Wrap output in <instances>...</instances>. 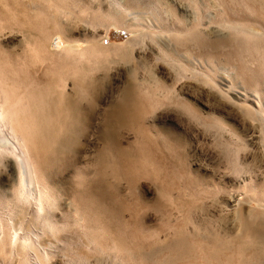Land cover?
<instances>
[{
  "label": "rangeland",
  "instance_id": "obj_1",
  "mask_svg": "<svg viewBox=\"0 0 264 264\" xmlns=\"http://www.w3.org/2000/svg\"><path fill=\"white\" fill-rule=\"evenodd\" d=\"M78 1L79 3L71 9V13H73L72 15H69V8L68 10L65 9L68 14L65 12L60 18L62 29H65L66 34H68L66 36L69 40H78L76 42L77 46L75 45V48L78 50H81L86 45L92 43L99 44L101 47H105L106 50L114 44H122L121 49L119 50H124L127 46V44H123L124 41L130 37H134L136 34L138 35L137 32L130 31L132 29L130 26L128 27V24L137 16L140 17V21L144 19L142 22H147L149 24L153 23V25H151L153 29L152 27H149L150 29L146 28L148 29L147 36L145 35V30H142L146 37H143V35L139 33V35L142 36H139L141 37V39H139L140 41H138L139 44L134 47L132 46L133 49H131V52L134 50L132 52V57L123 59L116 54L118 53V50L111 51V53L109 52L110 63H108L109 60H101L102 62H97L99 64V67L97 66L98 69L96 70V67V71H93L94 73L90 72V76L94 78L101 77L103 79L99 80L100 83L97 82V90L99 91H97L98 93L96 96L84 102L88 106L89 113H91L88 116V124L79 130L76 142L71 147L72 151L66 153L67 156L66 154H63L62 160H59L60 162L57 161L54 164L53 169L56 171L55 174L57 173L56 175H58L54 182L55 190L58 192H55L60 197H58L59 204L58 209L55 211L54 218H56L55 221L59 222H56L57 225L59 224L61 226H57V228L60 229V233L57 230L54 233L63 240H58L59 243L55 242V238L52 236L53 234L46 230L47 233L42 232L43 242H38L41 248L42 246L44 247L41 249L36 243L37 247H35V254L42 253L45 248L49 249L48 244L53 242L52 247L49 249V256H51L48 259L51 260V262H48L49 264H78L77 257H81L82 255L86 257V260L80 264H156L151 260L144 259L143 261L141 257L138 258L132 254V245L130 241V244L128 243L129 249L127 247V252L124 251V261L119 254L115 253L112 255L113 251H109L107 254L103 253V255L101 254L100 256L99 254L93 253V246L90 249L85 247V234L87 235L89 232L88 227H91V225H88L89 222L86 214H83V212L80 213L81 210L77 209L78 202L75 200V193L86 190L88 191L89 183L87 184V182L97 179L93 163L97 157L98 151L104 145V141L99 135L104 111L107 110L109 103L116 99V90L125 84L129 74L128 71L133 67L138 69V75L140 74V77L144 76L146 79H151L149 75L151 72H155L154 75L159 76L165 86L172 88L173 93H177L179 97L182 96V99L186 101L188 106V109H186L185 106H182L175 101L176 99L172 96V93H168L167 95L165 93V95L162 96L163 99L160 98L157 104L147 105L149 107L147 108L145 117L140 122L142 131L144 130V133H141L143 136L140 133L139 136L134 135L131 130L121 128L120 137L123 141V145H131L137 155H134L137 159V169L135 170L134 177L136 178V190L134 189V191L132 190L131 192L125 180H117L113 177H111L113 180H110L113 181V183L116 182L119 184L121 193L126 196L128 195L129 203L136 200V212H134V214L136 216L139 214L138 217L141 216L142 233L145 232L143 234L147 236L148 242L155 240L158 244H165L168 240L174 237V228L177 227V225L183 224L186 217H190L191 221H194V219L196 222L201 221L200 223H202L203 219V222L207 221L209 226L213 224L211 226L212 228L214 227L215 229L218 227L220 229H216L218 231H222L224 227L233 228V225H235L234 218L236 216L234 213H236L238 207L236 206L237 208H235L233 206L234 208L230 207L225 209L223 203L221 204L220 201L226 198V190L231 189L237 192H250L249 185L251 182L257 187H262L264 185V46L258 51V53L251 54L248 51H243L241 56H230V48L235 43L236 37L240 36L238 33L239 31L235 33L236 30L234 28V33H232L230 30L232 29L230 24L233 21L232 24H235L236 22L238 24L242 23L245 26L242 27L246 28L249 26L247 28L252 30L253 33L257 35L263 34L264 36V0H111L115 2V4H111L110 0H101L102 2L100 0H94L93 2L90 0H77V2ZM20 7L21 6H19V8L14 6L13 10L16 8L18 12L12 10L15 17H11V19H13L10 21V23L14 22L15 24V22L19 20L20 26L18 24L11 26V24L8 28L6 27L10 23L7 25L5 22L6 19H10L6 17L7 14L4 15L7 10L5 9V11L3 7H0L2 11L4 10V16H0V64L2 63V60L8 64V60L10 59V64L12 63L13 65L15 63L14 66L17 65L16 67H18L23 59L22 64L24 67L26 66V70L20 65V68L23 67L22 71L19 70L20 73H24L26 76H30L31 74L33 80L39 83V86L40 84L43 86L44 84L46 85L47 82L50 83L49 80L52 79L53 81V78H55L54 76L57 77V75H54L53 71L55 68L58 69V67L61 66V63H63L61 57H59L61 58L59 61L60 63L57 62L59 60L57 56L56 58H52L54 59L52 62L49 55L52 52L58 55L59 53H64L63 48L67 45L66 42H68V40L67 37L65 39L62 33L54 31L46 42L45 47H41L37 44L35 45V51L37 53L32 51V45L30 43L33 37L31 36L32 38H27L19 28L25 24L24 21H26L27 18H25L26 15L23 13L28 11L30 7L24 6L25 8L23 9ZM99 8H102L105 11L112 10L114 12L115 10L118 12L119 16H122V18L119 16L111 19L96 18L94 17V13L97 10L99 11ZM2 11H0V13ZM48 11L49 10H47V13L50 14L51 11H49L50 13ZM177 18L179 19V22L176 23ZM180 19L184 22H181ZM125 21L126 23L130 22L126 24ZM159 24H163L164 27L170 29V34L165 33L163 36L169 40L174 47L179 58L178 60L180 62L181 60L184 62L186 61L185 63L187 64L186 66H188V69L191 67L193 71L192 73V71L190 72L191 69L188 70L187 72L189 73H187L186 78H182L179 81L176 80L175 70H173V68L171 69V66L161 57L159 46H157V40L155 42L154 35L151 36L150 34L152 31L157 30V25ZM91 25L93 26L91 27ZM172 25L173 28L176 26L186 30L199 28L198 33L201 37L198 38V35V37H190L192 40L195 38V42L188 40V42H186L188 45L183 48L179 43L174 42L175 40H173L172 33H174L175 30L172 29ZM67 27L68 30L66 29ZM17 28L20 31L16 30ZM230 33L232 34L230 35ZM148 34L150 35L148 36ZM197 40L199 42H197ZM217 43L219 44L217 45ZM128 48L130 49L131 45L128 46ZM38 54L41 55L43 59L38 57L37 59L39 60H36L35 57L34 60V56ZM45 55H48L47 60L45 59L47 58ZM69 59L70 58H67V61H69ZM48 60H51V62ZM86 61L87 59H84L82 65L85 66ZM242 63H244L247 68H245L246 76L243 75L245 72L243 73L240 70ZM68 67L69 65L67 68ZM258 71H261V75L257 76L255 79L249 78L248 74ZM197 72H200L204 76L202 81L196 76ZM77 75L75 74L70 78L68 77L65 87L63 86V88H59L61 90L64 89L67 93L73 94V91L75 90V87L73 89L76 80L75 78H78L81 74L79 76ZM207 78L216 82L213 81V85H209V82L212 80H207ZM223 80L226 83H224ZM227 85H232L234 92H239V95L237 96L238 98L233 97V95L228 92L229 89ZM252 89L254 94L256 93L255 90H257L261 93L258 92L257 94H260L261 96H254ZM240 95L242 96L239 97ZM151 105L153 106L151 107ZM247 105L252 111V114L246 113ZM140 148L143 150H140ZM136 150L140 158L138 157ZM7 158L9 161H7ZM4 160H6L7 163ZM4 160H2L4 165H0V228L2 227L5 229L2 231L3 229L1 228L0 230V232L2 231V234L0 233V245L2 244V238L7 231L5 217L7 218L9 215L12 216V220L15 218L13 222L17 228L20 225L19 222L22 223V226L20 225L18 230L16 228V231L20 235H23V233L27 234L28 229H40L39 232H41L42 229L41 225L34 220V213L29 205L21 204L22 207L24 206L25 210V218L23 219L21 214L23 215L24 212L21 211V205L19 203V205H13L14 201L12 204L11 202L5 201V199L12 198L11 191H14L17 182V173L13 157L8 156ZM8 163L9 166L6 165ZM170 168L173 169L172 172ZM243 183L248 184L245 185ZM208 185L213 188H210L212 190L210 193L206 191V189H209L207 188ZM222 185L224 187L226 186V188H223ZM202 186L205 189L202 188ZM56 187H58V189ZM172 187L175 188L173 189ZM160 188L161 190H159ZM219 188L224 189L222 190L223 192L220 191ZM180 189L182 190V193ZM199 189L200 191L204 189L203 194L200 195V197L202 195L203 197L201 199L198 197V200H195L194 202L191 201V198L193 199V197L188 196L189 192L194 190L198 191ZM159 192L163 195L161 196ZM214 193L216 194V196L213 195L214 197L208 195ZM178 194L181 195L179 196ZM185 196L188 200L190 199L191 202L187 201ZM205 196L209 197L204 198ZM175 197H177V199ZM178 197L179 200L181 199L180 201L178 200ZM174 199H176L175 201H178L175 202L173 201ZM183 202L186 203L187 206ZM157 204L158 207L162 205L164 208H158ZM164 204H167L168 206H164ZM179 205H185L184 208L187 207L186 209H188L187 211H189V213ZM196 205H199V207ZM243 206L246 212L249 208L251 209L253 207L252 209H254L255 207L257 209L258 207L255 202ZM9 207H13L14 209L12 208V210H9ZM15 208H18L19 210H16ZM75 209L84 216L82 218H80L81 216H77V219L75 215H78V213ZM14 212L17 214L15 213V215ZM168 213L169 218L167 215ZM124 216V219L128 221V223L129 221L130 223L133 222V214L130 216L129 212H126ZM85 221H87L86 228H84L86 225L82 226L86 223ZM190 226L192 227L191 224ZM191 227L190 229H192ZM21 228L24 231L23 233L20 231ZM225 228L223 230H225ZM5 246H7V244L3 246L2 251L0 250V264H22L21 254L15 252L14 249H10L11 247L9 246L5 249ZM33 249H31L32 252L29 250L28 260H31L30 263L33 262L32 264H40V262H37L40 259L36 260L37 257L35 258L36 255L34 256L33 254L35 251ZM15 253H18L17 255L19 256H16ZM112 257H115V259L117 257L118 260H115ZM119 257L121 259H119Z\"/></svg>",
  "mask_w": 264,
  "mask_h": 264
},
{
  "label": "bare ground",
  "instance_id": "obj_2",
  "mask_svg": "<svg viewBox=\"0 0 264 264\" xmlns=\"http://www.w3.org/2000/svg\"><path fill=\"white\" fill-rule=\"evenodd\" d=\"M90 1L93 2L94 0H90ZM78 3L79 1L77 2V0H0V7H3L4 10L5 9L7 10V11L5 10L7 13L6 12L4 13V10L2 11V9H0V11H2L0 13V16L3 15V13L4 15L7 14L6 17L10 20H7L5 17L6 19L5 24L8 25L10 21L15 17V14L12 13L14 6L18 8L19 6H21L20 7L21 9L25 8L24 6H28L30 7L29 8L30 10L33 9L31 10V12L28 9V11H25V13H23L24 15H26L25 18H27V20L24 18L26 20L24 21L25 24L24 25H22L23 23L21 24L23 27L22 26L19 27L20 21L17 20L15 24L14 22H12L6 28H8L11 24H12L11 26L18 24L19 26L17 27H19L20 30H22L21 32H23V34L27 38L33 37L30 43L32 46L31 45L30 46L32 48V51H35L36 50L35 45L37 44L40 45L41 47H45L46 42L48 41L49 37L54 31L62 33L66 39L67 37L66 35L68 34H66L64 28L62 29V26H61L62 23L60 21L61 20L60 18L65 12L68 14L67 10L69 8L70 9L68 11L71 13L72 12L71 9L74 8L75 5ZM110 3L115 4V2L111 0H110ZM99 9H100L99 11L97 10L95 11V13L93 12L94 17L96 18L111 19V18H117V16H119L118 12H116L115 10L113 12L112 10L105 11L102 8H99ZM47 10L51 11V13L48 11L50 13L48 14ZM16 11L18 12V10ZM26 13H29V14H26ZM70 13L69 15L73 14V13L71 14ZM11 17L13 18L11 19ZM119 17L122 18V16H119ZM137 17L133 18V21L131 22L129 21L130 23L129 22L126 23L125 21L126 24L128 23L130 24V25L128 24V27L130 26V28H132L130 31H134L135 33L137 32L138 35L136 34L135 36L137 37L135 36L130 37L126 41H124L123 44H127V46L126 48L122 47L124 48V50L122 49L121 51L119 49H121L122 44H114L110 48L107 46L109 48L107 49L108 50L107 51L105 47H101L99 44H96V43L86 45L83 49L78 50L75 48L76 42L78 40L72 41V40H69V38L67 37L68 42H66L67 45L63 48L64 53H59V55L54 52H52L51 54L49 53L50 59H52L53 57L56 58L57 56L58 58L61 57L64 61L61 58H59L57 62L60 63L59 61L61 59L63 63H61V66H59L58 69L55 68L53 71L54 75H57V77L54 76L55 78H53V81L52 79L49 80L50 83L47 82L46 85L44 84L43 86H41L40 84L39 86L38 85L39 83L33 80V77H31V74L30 76L29 75L26 76V74L20 73V71H22V68L24 67L22 64L23 59L22 60L20 59L21 64L19 63V66H18L19 68L16 67L17 65L14 66L15 64L14 62H13L14 63L13 65L12 63L10 64V61H9L10 59L8 60L9 63L7 62L8 64H6L3 60H2V63L0 64V165L2 164L4 165V162L2 163V160H4L8 156L10 157L12 156L14 163L16 165V173H17L16 174L17 182L14 187V191L12 190L13 191L12 192L10 190L12 193V198L5 199V201L11 202V204L14 201L13 205L14 204L15 205H19V204L29 205L33 210L34 218H35L34 220L42 227L41 232H39L40 229L39 230H36V229L29 230L28 229L27 234H24L23 233L24 231L21 228L20 231H22L23 235H20L16 231L17 227L15 226V223L13 222L15 218L12 220L11 215H9L7 218L5 217V222H6L5 224L7 227L6 229L7 231L5 230L6 233L4 237L1 236L3 238L1 241L2 244L0 245V250L2 251L3 246L7 244V246L11 247L10 249H14L15 252H18L19 254H21L22 264H32L33 263V262L30 263L31 260L30 261L28 260V253H29V250L31 251V249L34 248L33 250L35 251L33 254L34 256L36 255L35 254L36 253L35 247H37L36 243L39 246L38 242L40 243L43 242L42 232H46V230H48L49 233H52L53 234L52 236L55 238L54 240L55 242H58V240L61 239L58 236H56V233H54L56 232V230L57 231L60 230L57 228L59 224L57 225L56 222L58 221H55L56 218H54L55 211L56 209H58V204H59L58 200L60 198L59 195L56 194L55 191L57 190H55V187H54L55 186L54 182L56 181V178L58 176L56 175L57 173L55 174L56 171L53 170L54 164L57 161L62 160L63 154H66L72 151L71 147L76 142L77 134L79 133V130L83 128V126H86L88 124V118H89L88 116L91 113H89L88 106L84 102L96 96V94L98 93L97 91H99L97 90L98 83H100L99 80L103 79L101 77L94 78L90 76L91 74L90 72L94 73L93 71H96L98 69L99 61L101 60L104 61V59L109 60L110 58L109 54L111 53V51L118 50L117 51L118 53L116 54L122 57L123 59H128L132 57V52L134 50L131 52V49H133L135 45L139 44L138 41H140L139 39H141V37L139 36H142V35L143 37L147 36L146 35L148 33L147 31L148 29H150L149 27H152L151 25H153V23L149 24L147 22H142L144 19L140 21L139 20L140 17L138 18ZM177 19H176V23L179 22V19L178 21ZM120 20H123V19H120ZM120 20L118 21L121 22ZM180 21L184 22L182 21V19H180ZM236 23L232 25L230 24V27L232 28L230 30L232 31V33H234L233 31V28H234L236 30L235 33L239 31L238 33L240 34V36H237L238 38L235 36L236 40H235V43L230 48L229 55L230 56H241L243 51H248L251 54L258 53V51L264 46L263 34L257 35L253 33L252 30L247 28L249 26H247L246 27L247 29H246L244 28L245 26L242 23H241L242 25L240 23H239L240 25ZM92 26L93 25H91V27ZM0 28H1V24H0ZM66 29L68 30V27ZM172 29L175 30L174 33H172L173 40H175L174 42L179 43V45L182 46L183 48H185L186 45H188V43H186L188 42V40H191V41L196 40L195 38L194 40H192L190 39V37L192 36L198 37L200 35L198 33L199 28L198 29L191 28V29L186 30V29H182L176 26L173 28V25H172ZM16 30L20 31L18 28ZM142 30H145L146 36L143 34L144 32H142ZM169 30L170 29L167 27H164L163 24H159L157 25V30L152 31L151 33L149 32V33L151 34V36L154 35L155 42L157 40V43H158L157 46H159L161 57L166 61V63H168V65L171 66V69L173 68V70H175L176 80L179 81L182 78H186L187 73H189L187 71L190 70L191 67L190 69H188V66H186L187 64L185 63L186 61L184 62L181 60L180 62L178 60L179 58H178L177 52L175 51L174 47L169 42V40H167L163 36L165 33L170 34ZM139 33L142 35H139ZM232 33H230V35ZM150 34H148V36ZM200 37L201 36H199L198 38ZM197 42L199 41L197 40ZM218 44L219 43H217V45ZM130 45H131V48L129 49L128 46ZM35 53L37 52L35 51ZM35 57H36V60H39L37 58L38 57L40 58L41 55L38 54L34 56V60H35ZM67 58H70L69 61H67ZM41 59H43V57H41ZM45 59L47 60L48 57ZM84 59H87L88 61V63L87 61L85 63L86 67L82 65V62ZM53 60L54 59H52V62ZM48 61L51 62V60H48ZM108 63H110V60L108 61ZM20 65L23 67L20 68ZM68 65L69 67L67 68ZM25 68L26 66L24 67V69ZM245 68H246L245 64L242 63L240 70L243 73L245 72V74L243 75L246 76ZM191 71L192 69L190 70V72ZM128 72L129 74H128L125 84L122 87H120L118 90H116L117 91L116 99L112 100L109 103L107 110L104 111L103 122L99 129V135H100V138L103 139L104 145L98 151L97 157L95 158L94 163H93L95 170H96L95 172L97 175V179H94L93 181H89V182H87L88 180L86 181L87 184L89 183L88 191L87 190L83 192L76 191L77 193H75L76 195L75 200L78 202V208L77 207L76 208L81 210L80 213L83 212V214H86L88 218V222H89L88 225H91V227H88L89 232L87 231L88 232L87 235L85 234L86 238L84 241L85 242L84 246L87 247L88 249L92 248L93 246L94 248L93 253L99 254L100 256L101 254L103 255V253L107 254L109 251L110 252L113 251L114 253L112 252V255L117 253L121 256L123 260L124 251L127 252V247L129 246L128 243L130 244L131 242L132 254H134L138 258L141 257L143 261L144 259L151 260L156 264H264V185L263 184H262L263 186L261 185L262 187H257L251 182L249 185L250 192H237L231 189L226 190L227 191V193L225 192L226 196L224 195L226 198L220 201L221 204L223 203V206L225 207V209L230 208V207L231 208L238 207L236 213H234V215L236 216L234 218L235 225H233V228L226 227L227 228L226 229L223 225L225 230H223L224 229L223 228L222 231H218L220 230L218 227L215 229L214 227L212 228L211 226L213 224L209 226V223L207 221L203 222V219H202V223H200L201 221L196 222L195 219L194 221L193 220L191 221L190 217L189 218L186 217L183 224L177 225V227L174 228V232H173L174 237L168 240L165 244H158L155 240L150 241V242L147 241L148 240L147 236L143 234L145 232L142 233L143 230H142V219L140 218L141 216L138 217L139 214L137 216L134 214V212H136V203H137V202L135 203L136 200L132 201L130 199L132 202L129 203L128 195L126 196L125 194L121 193V188L119 184L116 182L113 183V181L110 180L112 179L111 177L117 180H125L131 192L132 190L134 191V189L136 188V182H135L136 178H134L135 170L137 169V161H136L137 159L136 157H134L136 153L133 150V147L131 145L129 144L123 145V141L120 137L121 136L120 131H121V128L123 129L127 128L131 130L134 133V135H137V136H139V133L140 134L144 133L143 132L144 130L142 131V127L140 126L141 124L140 122L145 117L147 108L149 107L147 105L157 104L160 98H162V96L165 95V93L166 95L168 93H172L173 94L172 96L176 99L175 101H177L182 106H185L186 109H188V106L186 104V101L182 99V96L179 97L177 93H176L177 95L173 93L172 88L165 86L163 82L161 81L160 77L154 75L155 72L154 73L151 72V74L149 75L151 79H148V78L146 79V77H144L143 75H142L143 77H140L141 75L140 74H139L140 76L138 75V69L136 67L130 68ZM75 74L76 75L79 74L80 76L77 75L79 76L78 78L75 76L76 80L74 79L75 82L73 86V89L75 87V90L73 91V94L65 92L64 89L61 90L59 87L61 88H63V86L65 87L68 77L70 78L72 75L74 76ZM259 75H261V71L252 72L248 74L250 79H255ZM196 76H198V79L200 81L203 80L204 76L200 72H197ZM209 79L207 78V80ZM213 81L214 80H212L211 82L208 81L209 85L212 84ZM223 82L226 83L224 80ZM250 84H251V81H250ZM227 87L229 89L228 92L231 93L233 97L238 98L237 96L239 95V92L237 91L234 92L233 90L234 88L232 85L230 86L227 85ZM255 91L256 93L254 94L253 89H252L254 96L255 95L258 96L261 94L259 91L257 90ZM258 92L260 94H257ZM241 96L242 95H240L239 97ZM152 106L153 105H151V107ZM246 107H247L246 113L252 114V111L249 109L248 105ZM140 150H143V149L140 148ZM138 157H139V154H138ZM4 161L7 163L9 159L7 161L6 160ZM6 165L9 166V163ZM170 169H169V172H170ZM172 170L173 169H171V172ZM184 181H187V180H184ZM248 183H243V184L246 185ZM211 187H209L208 185L207 188L209 189H206L208 193L212 191L211 189L213 188ZM56 188L58 189V187ZM172 188L174 189L175 187H172ZM202 188L204 187L202 186ZM223 188H226V186L225 187L223 186ZM167 189H170V188H167ZM204 189L202 191H200V189L196 191L197 190L196 189L192 192H189L188 196L193 197V199L191 198V201L194 202L195 200H198V197L199 199H201L203 195L201 197L200 195L203 194ZM159 190H161V188ZM222 190L224 189H220V191ZM160 192L159 194L162 196L163 194ZM181 193H182V190H181ZM221 194H224V193H221ZM208 195H210L211 197L213 195L216 196L215 193L208 194ZM206 197H209V196H205L204 198ZM175 198L177 199V197ZM176 199H174L173 201H175ZM178 200H179V197H178ZM187 201H190V199L188 200L187 198ZM251 202H255V204L257 203L258 207L257 209L255 207L254 209H252L253 207L251 209L249 208L246 212L243 205L251 203ZM184 204L186 205V203ZM13 205H10V206H13ZM165 205L167 204H164V206ZM185 205H179V206L181 208L183 207V209L189 213V211H187L188 209H186L187 207L184 208ZM196 206L199 207V205H196ZM157 207H158V204H157ZM162 207L163 206L161 205L158 208H162ZM12 208L13 207H9V210H12ZM20 208L22 209L21 211L24 212V213L22 212L23 215L21 214V217L24 219L25 218L24 206L22 207L21 205ZM77 209L75 210L77 211ZM5 210H6V207H5ZM157 210H160V209H157ZM16 212H14V214ZM126 212H129L130 216L132 214L134 215L133 222L131 221L132 223H130L129 221L130 224L128 223V221L124 219L125 217L124 214ZM77 213L78 215L77 214L75 215L76 218L77 216L78 217L81 216L80 218L84 216V215L82 216L78 211ZM169 213L167 214L168 218H169ZM85 222L86 223L82 222L84 223L82 226L87 224V221ZM19 223L20 225L22 224L21 222ZM190 224L192 225V227L190 226ZM225 225H228V224H225ZM229 225L231 224L229 223ZM19 226L17 230L20 228ZM86 227L87 225L84 226V228ZM190 227L192 229H190ZM219 227H222V226H219ZM4 229L2 231H4ZM52 243L51 244L47 243L49 245L48 246L49 249L50 247H52ZM7 246H5L4 248L6 249ZM39 247L41 248V246ZM43 247L44 246H42V248ZM49 249L45 248V250H43L42 253L40 254L37 253V255L35 256V258L37 257L36 260H39V259L41 260L37 262H40V264H49L48 262L49 261L51 262V260H48L49 257H51L49 256L50 254ZM10 252H13V251H10ZM18 253H15L16 256H19L17 255ZM121 258L119 257V259ZM77 259H78L77 260L78 264H80L81 262H84L86 260V257L82 255L81 257L80 256L77 257ZM113 259H115V257Z\"/></svg>",
  "mask_w": 264,
  "mask_h": 264
}]
</instances>
